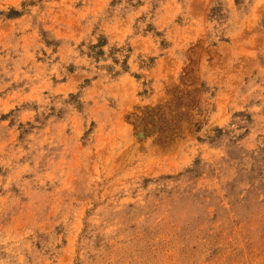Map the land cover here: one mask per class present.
<instances>
[{"label":"rangeland","instance_id":"1","mask_svg":"<svg viewBox=\"0 0 264 264\" xmlns=\"http://www.w3.org/2000/svg\"><path fill=\"white\" fill-rule=\"evenodd\" d=\"M0 264H264V0H0Z\"/></svg>","mask_w":264,"mask_h":264}]
</instances>
